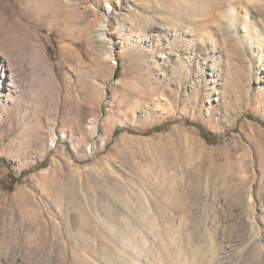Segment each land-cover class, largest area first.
Returning <instances> with one entry per match:
<instances>
[{
  "label": "rangeland",
  "instance_id": "obj_1",
  "mask_svg": "<svg viewBox=\"0 0 264 264\" xmlns=\"http://www.w3.org/2000/svg\"><path fill=\"white\" fill-rule=\"evenodd\" d=\"M0 264H264V0H0Z\"/></svg>",
  "mask_w": 264,
  "mask_h": 264
},
{
  "label": "trees",
  "instance_id": "obj_2",
  "mask_svg": "<svg viewBox=\"0 0 264 264\" xmlns=\"http://www.w3.org/2000/svg\"><path fill=\"white\" fill-rule=\"evenodd\" d=\"M204 135H207L206 133H204Z\"/></svg>",
  "mask_w": 264,
  "mask_h": 264
}]
</instances>
